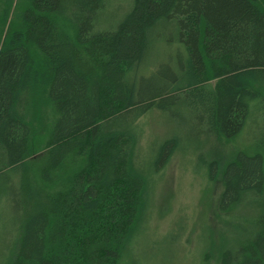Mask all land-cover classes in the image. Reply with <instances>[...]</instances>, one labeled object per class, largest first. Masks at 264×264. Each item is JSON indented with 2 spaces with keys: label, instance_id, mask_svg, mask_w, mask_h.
I'll return each mask as SVG.
<instances>
[{
  "label": "trees",
  "instance_id": "obj_1",
  "mask_svg": "<svg viewBox=\"0 0 264 264\" xmlns=\"http://www.w3.org/2000/svg\"><path fill=\"white\" fill-rule=\"evenodd\" d=\"M38 102L53 120L34 137ZM155 112L190 134L144 153ZM191 134L234 216L202 264H264V0H0L5 264H119Z\"/></svg>",
  "mask_w": 264,
  "mask_h": 264
},
{
  "label": "rangeland",
  "instance_id": "obj_2",
  "mask_svg": "<svg viewBox=\"0 0 264 264\" xmlns=\"http://www.w3.org/2000/svg\"><path fill=\"white\" fill-rule=\"evenodd\" d=\"M123 13L124 10L118 17ZM175 48L173 44L169 49L161 50L160 47V50L163 54L173 55ZM37 108L40 120L33 122L34 137L43 135L42 130L53 120L47 105L38 102ZM179 120H169L165 114L156 112L143 118V152L148 153L152 143L158 144L170 135L188 136L187 125ZM196 140L194 137L191 144L181 143L185 146L173 153L160 177L154 179L145 232L143 228L139 229L129 254L126 253L119 264H202L201 256L207 241L210 237L219 238L224 226L234 219L233 215L217 211L222 187L218 179L208 178L205 174L206 170L199 162V151L193 150L200 144H195L199 142ZM34 141L37 143L36 139ZM236 142L248 143L240 138ZM3 200L0 196V264H5V260L13 255L18 237L17 215L4 205Z\"/></svg>",
  "mask_w": 264,
  "mask_h": 264
}]
</instances>
